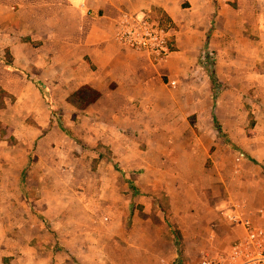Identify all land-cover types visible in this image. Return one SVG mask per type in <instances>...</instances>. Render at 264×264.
<instances>
[{
    "label": "crops",
    "instance_id": "obj_1",
    "mask_svg": "<svg viewBox=\"0 0 264 264\" xmlns=\"http://www.w3.org/2000/svg\"><path fill=\"white\" fill-rule=\"evenodd\" d=\"M123 12L169 22L165 62L113 40ZM0 195V264L225 253L220 212L264 224V0H0Z\"/></svg>",
    "mask_w": 264,
    "mask_h": 264
},
{
    "label": "built area",
    "instance_id": "obj_2",
    "mask_svg": "<svg viewBox=\"0 0 264 264\" xmlns=\"http://www.w3.org/2000/svg\"><path fill=\"white\" fill-rule=\"evenodd\" d=\"M172 27L160 17L145 13H121L113 32V40L120 46L148 55L155 63H163L172 50ZM212 58V54H210ZM173 84V81L169 82ZM262 210L258 209V213ZM230 224H240L243 235L236 238L228 250L214 258H206L200 264H264V224H255L238 213L220 212Z\"/></svg>",
    "mask_w": 264,
    "mask_h": 264
},
{
    "label": "trees",
    "instance_id": "obj_3",
    "mask_svg": "<svg viewBox=\"0 0 264 264\" xmlns=\"http://www.w3.org/2000/svg\"><path fill=\"white\" fill-rule=\"evenodd\" d=\"M211 62L212 60L210 59L208 64H207V73L210 79V82L213 83L215 81V77L212 73L211 70ZM38 87L40 88V91L42 93V96L46 102V104L50 107L51 112L53 115L56 116V118H58V113H57V107L48 99L47 97V92L45 90V88L40 85L39 83H37ZM98 97V92L87 87V86H82L80 87L77 91L73 92L70 96V98L76 99L77 103L81 106L93 102L96 98ZM60 126L62 127V125L60 124ZM62 130L64 131V133L66 135H70L69 132L62 127Z\"/></svg>",
    "mask_w": 264,
    "mask_h": 264
},
{
    "label": "rangeland",
    "instance_id": "obj_4",
    "mask_svg": "<svg viewBox=\"0 0 264 264\" xmlns=\"http://www.w3.org/2000/svg\"><path fill=\"white\" fill-rule=\"evenodd\" d=\"M154 17H163L162 15L160 16L159 14H157V16H154ZM211 68V67H210ZM223 89V86L222 85H218L217 87H216V90L217 91H220V90H222ZM235 149V151L237 152V156H239V157H241V158H244L243 157V149H239V148H234ZM193 183V182H192ZM12 202H13V205H15V206H20L21 204H22V202H21V198H20V196H17V197H13L12 198ZM163 202V201H162ZM5 204H8V202H7V200H6V198L4 197V196H2V195H0V206H5ZM31 205V204H30ZM26 215V213L25 212H22L20 209L19 210H17L16 212H14L13 213V217H14V219H17V220H20L21 219V217H24ZM0 216L2 217V220H3V217L5 216V214L2 212V213H0ZM40 220H41V218L40 217H38ZM47 225V224H46Z\"/></svg>",
    "mask_w": 264,
    "mask_h": 264
}]
</instances>
